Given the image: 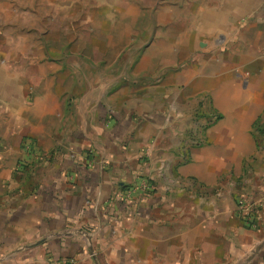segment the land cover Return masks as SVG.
Segmentation results:
<instances>
[{
  "label": "crops",
  "instance_id": "crops-1",
  "mask_svg": "<svg viewBox=\"0 0 264 264\" xmlns=\"http://www.w3.org/2000/svg\"><path fill=\"white\" fill-rule=\"evenodd\" d=\"M158 8L182 25L148 49L153 68L172 70L136 89H169V104L188 108L204 99L221 120L196 131L204 140L196 146L192 125L173 123L191 122L190 112L167 117L149 99L138 130L123 129L131 112L113 113L114 128L88 145L92 155L57 157L37 195L24 193L28 185L18 197L0 192V264H264V151L252 136L264 109V0ZM8 183L0 171V186Z\"/></svg>",
  "mask_w": 264,
  "mask_h": 264
},
{
  "label": "rangeland",
  "instance_id": "rangeland-1",
  "mask_svg": "<svg viewBox=\"0 0 264 264\" xmlns=\"http://www.w3.org/2000/svg\"><path fill=\"white\" fill-rule=\"evenodd\" d=\"M155 3L0 0V146L14 148L0 150L1 163H10L0 169L10 178L0 192L6 187L18 197L28 185L24 193L37 195L57 157L73 160L74 154L83 157L87 150L92 155L88 145L114 128L113 113L124 112L120 118L132 113L133 121L124 122L123 129L146 127L137 113L148 108L152 98L167 117L190 112L191 122L173 123L191 124L189 140L196 146L204 143L197 132L222 117L211 104L206 107L199 99L188 108L181 100L176 106L168 102L169 89H136L163 80L172 70L169 64L152 67L156 57L148 49L156 34L182 29L166 22L167 10L158 8L164 0ZM221 41L217 38V49ZM252 136L257 150L264 151V109L253 121ZM78 149L84 150L75 153Z\"/></svg>",
  "mask_w": 264,
  "mask_h": 264
},
{
  "label": "built area",
  "instance_id": "built-area-1",
  "mask_svg": "<svg viewBox=\"0 0 264 264\" xmlns=\"http://www.w3.org/2000/svg\"><path fill=\"white\" fill-rule=\"evenodd\" d=\"M141 189H142L144 192H145V191H151L152 187H151L149 184L145 183V184L142 186ZM240 204L243 205V202H240Z\"/></svg>",
  "mask_w": 264,
  "mask_h": 264
}]
</instances>
